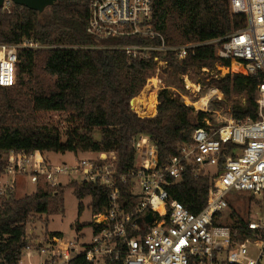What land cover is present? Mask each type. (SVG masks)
<instances>
[{"label": "trees", "instance_id": "obj_1", "mask_svg": "<svg viewBox=\"0 0 264 264\" xmlns=\"http://www.w3.org/2000/svg\"><path fill=\"white\" fill-rule=\"evenodd\" d=\"M89 3L90 0H55L43 10L14 3L10 12L0 6V42L14 43L29 37L50 45V48L21 52L20 72L30 75L34 66L37 69L33 91L0 86V173L6 167L3 153L12 150L114 151L116 173L120 176L129 173L135 165L133 142L137 136L148 134L164 163L177 154L179 145L192 139L196 128L205 124L206 112L195 114L194 107L167 88L160 90L158 105L153 106L156 116H140L130 101L143 90L157 67L156 57L167 60L175 73L213 67L216 63L229 65L228 60L217 55L216 44L208 41L223 38L243 25V14H231L230 0H153L151 23L164 35L168 45L197 44L183 60L170 50H153L146 59L132 58L121 48L132 44L159 46V38L145 39L138 34L107 39L91 36L86 29ZM260 82L259 75L228 73L207 83L229 97L234 94L245 98L244 102L233 100L232 113L237 119H257ZM53 110L67 111L74 122L64 136L59 129L41 121V112ZM95 128L101 131L99 139L91 133ZM67 185L74 187L79 199V216L84 211V198L91 197L93 213L103 212L110 205V190L98 182L72 180ZM117 185L121 206L131 210L135 197L130 182L118 180ZM209 186L207 176L195 177L188 171L181 182L168 190L171 197L197 213L206 206ZM64 211L62 184L45 182L44 187L39 186L23 197L10 191L0 198V264H18L30 242L26 230L33 214ZM232 216L238 227L250 232L248 219L235 211ZM76 228L80 231L83 225L78 223ZM69 264L94 263L82 252ZM105 264H124V255L120 258L108 255Z\"/></svg>", "mask_w": 264, "mask_h": 264}, {"label": "built area", "instance_id": "obj_2", "mask_svg": "<svg viewBox=\"0 0 264 264\" xmlns=\"http://www.w3.org/2000/svg\"><path fill=\"white\" fill-rule=\"evenodd\" d=\"M13 7L12 0H4L5 11L10 12ZM230 11L243 14L245 19L243 25L223 38L208 41L216 44L220 58L230 62L218 63L220 73L215 77L228 73L259 75L258 118L237 119L231 109L227 116L216 111L221 121L215 123L208 113L212 112L210 104L222 100L224 94L216 86L209 89L210 96L202 105L187 96L183 100L186 104L207 113L205 124L196 128L192 139L179 145L177 154L164 163L150 136H137L133 142L135 165L120 176L116 173L114 151L96 152L92 158L79 157L74 165H54L39 150L8 152L5 175L13 178L1 183V194L15 188L14 176L21 173L30 174L38 183L62 184L61 177L65 176L98 182L110 190L109 207L103 212H92L90 241L80 244V235L66 240L63 235L46 232L38 237L34 230L28 231L30 242L22 252L28 264H35V258L39 259L38 264H69L82 252L94 264H105L106 257L112 254L116 258L124 255V264H264V218H251L247 232L235 224L232 213H227L232 192L264 197V0H230ZM152 17L153 0H90L86 29L97 39L138 34L161 40L159 46L121 47L132 58L146 59L153 50H170L179 60L185 59L197 44L168 45L164 35L153 27ZM40 48L44 44L29 37L14 43L0 42V86H16L21 52ZM156 59L157 65L169 68L167 60ZM200 90L199 83L197 91ZM132 108L142 116L137 107ZM188 171L210 180L206 206L197 213L171 197L168 190L181 182ZM118 180L130 182L135 202L129 211L118 200ZM149 214L152 221L146 219ZM20 261L18 264H22Z\"/></svg>", "mask_w": 264, "mask_h": 264}, {"label": "rangeland", "instance_id": "obj_3", "mask_svg": "<svg viewBox=\"0 0 264 264\" xmlns=\"http://www.w3.org/2000/svg\"><path fill=\"white\" fill-rule=\"evenodd\" d=\"M50 48V45L44 44V48ZM217 64L213 67H206L207 70H203L202 68H193L186 73H175L172 68H163L162 66L157 65V67L151 72L149 81L143 88V90L134 97V104L132 102L133 107H137L140 114L143 117H152L154 108L156 104L158 105V94L161 89L167 88L174 95L179 96L182 100L188 96V100L196 102L198 105H202L201 100H205L209 98L210 95L207 93L209 89L215 85H209L207 82L211 78H216L215 75L220 73L218 70ZM23 62L21 64V67ZM36 68L34 66V70L32 74L28 73H19V80L15 87L26 88L27 90L33 91L36 87L35 79H36ZM221 76V75H220ZM219 76V77H220ZM223 77V74H222ZM218 79V78H216ZM158 84V87L154 84ZM201 84V90L197 91L198 84ZM154 90V91H153ZM156 93V103H154ZM225 94V93H224ZM222 97V100L218 102L212 101L210 104V108L212 112H208L212 117L215 123H219L221 120H218L217 113L218 111L223 116H227L229 110L232 109V104L234 99H238L242 102L245 101V98L241 95H232L229 97L227 94ZM142 95V96H141ZM202 96L204 97L199 100ZM153 97V98H152ZM151 99V100H150ZM208 100V99H207ZM206 100V101H207ZM205 101V102H206ZM143 102V103H142ZM194 107V106H192ZM159 110V109H158ZM195 114L198 111H202L200 109H196L194 107ZM41 121L44 124H47L51 127L57 128L61 131L64 136L66 130L74 125L72 118L69 117V113L67 111H43L40 113ZM92 135L99 139L101 137L100 129H92ZM7 152L3 153V158L6 161V166L9 163ZM45 157L54 165H74L77 162L79 157H87L92 158L96 156V152L89 151L88 153H76L74 151H43ZM6 169V167H5ZM5 169L3 173H0V198L5 197V193L1 194L2 184L5 180H10L12 175L9 174L8 177L5 176ZM16 180L15 188L9 189L14 195L18 197H23L26 194H30L38 189L39 186H43L45 182H37L32 176L28 173H21L14 176ZM62 185L64 186V204L65 211L62 213H53V214H33L27 223V235L28 231L34 230L35 236L42 237V235L46 232H60L63 234L66 240H74L80 235V244L83 242L90 241L92 237V229L89 225L93 220L92 210H91V197L84 198L82 201L84 203V211L81 216L78 215V204L79 199L74 192V187L68 186L67 184L72 181V178L61 177ZM234 197V198H233ZM231 203V207L227 210V213H232L235 211L244 219L250 220L258 219L260 217L264 218V197H252L245 193H236L232 192L228 198ZM224 219V218H223ZM222 219V220H223ZM226 220V219H224ZM235 220V219H234ZM232 222V220H229ZM83 225V229L78 231L76 228L77 224ZM24 257L21 258L20 263L27 264L23 262ZM264 261V258H263ZM35 264H38L39 259H34Z\"/></svg>", "mask_w": 264, "mask_h": 264}, {"label": "water", "instance_id": "obj_4", "mask_svg": "<svg viewBox=\"0 0 264 264\" xmlns=\"http://www.w3.org/2000/svg\"><path fill=\"white\" fill-rule=\"evenodd\" d=\"M12 1L14 3L39 10H43L46 6L53 4L55 2V0H12ZM3 2L4 0H0V6L3 5ZM132 101L133 99H131L130 101L131 106H133ZM146 219L147 221H152L153 220L152 214H149Z\"/></svg>", "mask_w": 264, "mask_h": 264}, {"label": "crops", "instance_id": "obj_5", "mask_svg": "<svg viewBox=\"0 0 264 264\" xmlns=\"http://www.w3.org/2000/svg\"><path fill=\"white\" fill-rule=\"evenodd\" d=\"M41 153H42V155L45 157V155L43 154V151H41ZM6 155H7V157H8V156H9V153H7ZM45 158H46V157H45ZM3 177H6V178H7V177H8V174H6V175L3 176ZM0 178H1V177H0ZM8 178H9V177H8ZM12 178H13V177H12ZM12 178H11V179H12ZM7 180H8V179H7ZM7 180H5V181H7ZM15 182H16V180H15ZM61 183H63V182H61ZM15 185H16V184H15ZM34 192H35V191H34ZM32 193H33V192H32ZM30 194H31V193H30ZM26 195H27V194H26ZM17 197H18V196H17ZM23 262L28 264V259H27V257L24 256Z\"/></svg>", "mask_w": 264, "mask_h": 264}, {"label": "bare ground", "instance_id": "obj_6", "mask_svg": "<svg viewBox=\"0 0 264 264\" xmlns=\"http://www.w3.org/2000/svg\"><path fill=\"white\" fill-rule=\"evenodd\" d=\"M154 91V90H153ZM208 95H210V94H208ZM142 96V95H141ZM156 93H155V98H154V103H156ZM153 98V97H152ZM134 99V98H133ZM204 99H205V97H204ZM208 98H206L205 100H201V103L203 104V102H205L206 100H207ZM151 100V99H150ZM133 102V101H132ZM143 103V102H142Z\"/></svg>", "mask_w": 264, "mask_h": 264}]
</instances>
